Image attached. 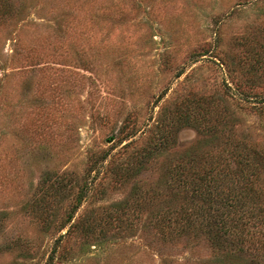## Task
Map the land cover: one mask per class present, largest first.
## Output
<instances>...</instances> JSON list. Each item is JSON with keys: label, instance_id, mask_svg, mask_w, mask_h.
<instances>
[{"label": "rangeland", "instance_id": "374dc122", "mask_svg": "<svg viewBox=\"0 0 264 264\" xmlns=\"http://www.w3.org/2000/svg\"><path fill=\"white\" fill-rule=\"evenodd\" d=\"M263 98L264 0H0V264H46L57 239L53 264L210 257L203 242L163 245L148 222L169 205L168 165L222 138L184 126L137 175L116 170L185 104L264 145ZM103 152L95 196L63 223Z\"/></svg>", "mask_w": 264, "mask_h": 264}, {"label": "trees", "instance_id": "16d2710c", "mask_svg": "<svg viewBox=\"0 0 264 264\" xmlns=\"http://www.w3.org/2000/svg\"><path fill=\"white\" fill-rule=\"evenodd\" d=\"M258 102L263 103L264 98ZM199 108L189 104L176 107L171 117L162 120L156 142L129 156L116 172L123 177L137 175L151 159L177 144L176 135L184 126L192 127L202 139L209 135L214 140L222 138L208 149L188 151L168 165L163 192L169 205L155 209L149 229L163 245L185 243L193 249L200 242L207 244L211 256L198 264H264V145L253 141L249 133L238 135L231 124L227 128L221 123L209 125L208 103ZM108 158L109 152H103L90 162L63 223L71 221L83 201L95 196ZM102 164L104 169L98 170ZM139 198L141 192L133 190L132 203ZM126 202L116 203V210L107 214L109 221H122L128 210ZM84 231L86 236L94 234L93 227ZM53 254L46 264H53Z\"/></svg>", "mask_w": 264, "mask_h": 264}]
</instances>
